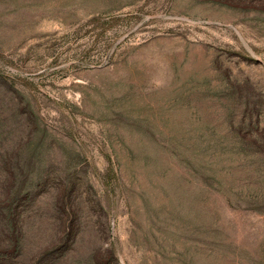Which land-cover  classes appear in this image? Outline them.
I'll use <instances>...</instances> for the list:
<instances>
[{
    "label": "rangeland",
    "instance_id": "obj_1",
    "mask_svg": "<svg viewBox=\"0 0 264 264\" xmlns=\"http://www.w3.org/2000/svg\"><path fill=\"white\" fill-rule=\"evenodd\" d=\"M0 264H264V0H0Z\"/></svg>",
    "mask_w": 264,
    "mask_h": 264
}]
</instances>
